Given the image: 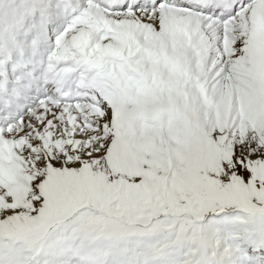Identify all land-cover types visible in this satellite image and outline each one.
I'll return each instance as SVG.
<instances>
[{"label":"snow or ice","instance_id":"6c2138e0","mask_svg":"<svg viewBox=\"0 0 264 264\" xmlns=\"http://www.w3.org/2000/svg\"><path fill=\"white\" fill-rule=\"evenodd\" d=\"M0 264H264V0H0Z\"/></svg>","mask_w":264,"mask_h":264}]
</instances>
